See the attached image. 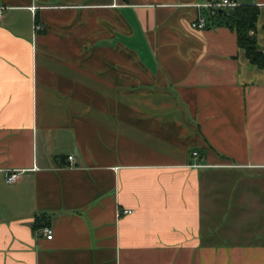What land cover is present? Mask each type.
Returning <instances> with one entry per match:
<instances>
[{
    "label": "crops",
    "instance_id": "crops-1",
    "mask_svg": "<svg viewBox=\"0 0 264 264\" xmlns=\"http://www.w3.org/2000/svg\"><path fill=\"white\" fill-rule=\"evenodd\" d=\"M209 1L0 0V264H264V70Z\"/></svg>",
    "mask_w": 264,
    "mask_h": 264
},
{
    "label": "trees",
    "instance_id": "trees-1",
    "mask_svg": "<svg viewBox=\"0 0 264 264\" xmlns=\"http://www.w3.org/2000/svg\"><path fill=\"white\" fill-rule=\"evenodd\" d=\"M225 11L226 13L223 14L219 12L212 19L218 21L221 26L235 31L239 48L245 52L247 58L255 66L264 70V49L260 46L257 37L261 8L254 5H239L236 8L226 9ZM45 228H49L47 220L38 219L35 229L41 230Z\"/></svg>",
    "mask_w": 264,
    "mask_h": 264
},
{
    "label": "built area",
    "instance_id": "built-area-1",
    "mask_svg": "<svg viewBox=\"0 0 264 264\" xmlns=\"http://www.w3.org/2000/svg\"><path fill=\"white\" fill-rule=\"evenodd\" d=\"M239 4L235 0H210L207 4L201 5L200 7L207 11V15L200 16L197 20L193 21L191 24V28L193 30H205L209 25V20L212 17H215L221 10L233 9L238 7ZM35 9V8H34ZM5 8L0 7V20L3 17ZM195 157H198V154H194ZM69 162H75L74 157H69ZM22 172L18 171H10L7 173V182L10 184L16 183L21 179ZM131 211L123 212V214H131ZM43 233L47 237L48 240H52L54 238V232L51 228H45Z\"/></svg>",
    "mask_w": 264,
    "mask_h": 264
},
{
    "label": "water",
    "instance_id": "water-1",
    "mask_svg": "<svg viewBox=\"0 0 264 264\" xmlns=\"http://www.w3.org/2000/svg\"><path fill=\"white\" fill-rule=\"evenodd\" d=\"M220 13H221V14H223V13H226V11H224V10H221V11H220Z\"/></svg>",
    "mask_w": 264,
    "mask_h": 264
}]
</instances>
